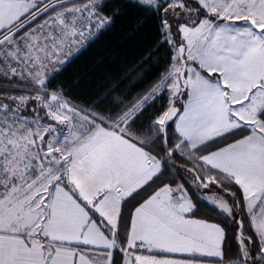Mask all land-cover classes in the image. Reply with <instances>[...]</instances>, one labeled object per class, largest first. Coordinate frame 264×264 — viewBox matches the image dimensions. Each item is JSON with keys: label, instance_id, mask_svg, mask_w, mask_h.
<instances>
[{"label": "snow or ice", "instance_id": "6c2138e0", "mask_svg": "<svg viewBox=\"0 0 264 264\" xmlns=\"http://www.w3.org/2000/svg\"><path fill=\"white\" fill-rule=\"evenodd\" d=\"M0 264H264V0H0Z\"/></svg>", "mask_w": 264, "mask_h": 264}, {"label": "trees", "instance_id": "16d2710c", "mask_svg": "<svg viewBox=\"0 0 264 264\" xmlns=\"http://www.w3.org/2000/svg\"><path fill=\"white\" fill-rule=\"evenodd\" d=\"M130 33L131 29L125 27L107 34L80 56L69 71L85 72L86 70L82 84L89 88L100 85L106 76L130 63L132 58L146 46V31ZM112 52L116 53L114 57L110 55ZM101 57H103L102 63L94 67Z\"/></svg>", "mask_w": 264, "mask_h": 264}]
</instances>
